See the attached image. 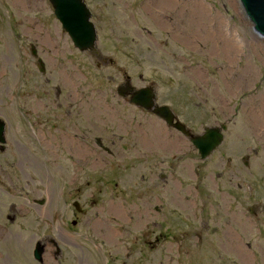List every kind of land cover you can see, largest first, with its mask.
<instances>
[{"label": "rangeland", "instance_id": "rangeland-1", "mask_svg": "<svg viewBox=\"0 0 264 264\" xmlns=\"http://www.w3.org/2000/svg\"><path fill=\"white\" fill-rule=\"evenodd\" d=\"M103 2L114 18L96 26L103 56L98 60L73 48L47 0L28 5L0 0V119L5 122L0 167L6 186L21 181L10 175L15 171L24 181L30 177L34 189L28 199L0 191V264H34L31 251L43 235L63 248L61 213L68 221L72 208L63 206L58 188L74 163L63 141L73 142L71 137L89 148L96 165L89 158L90 164H81L85 180L93 184L100 176L97 188L104 191L99 199L105 206H92L88 191L72 198L88 211L80 229L69 234L88 262L102 259L101 250L110 264H264V39L238 0ZM224 38L234 39L232 55ZM71 72L73 85L63 82ZM125 78L136 89L152 84L193 100L198 107L186 123L226 126L222 144L200 160L177 135L179 145L173 137L167 138L170 147L159 139L155 143L156 133L167 137L164 124L115 96ZM96 138L113 154L96 147ZM142 186L146 207L132 200L122 215L115 197L119 219L110 222V192L123 187L127 199L129 187L133 199ZM45 194L49 200L43 207L33 204ZM13 210L17 219L11 224L4 217ZM160 225L168 239L156 240ZM183 233L179 244L175 238ZM233 243L235 249L229 247Z\"/></svg>", "mask_w": 264, "mask_h": 264}, {"label": "flooded vegetation", "instance_id": "flooded-vegetation-1", "mask_svg": "<svg viewBox=\"0 0 264 264\" xmlns=\"http://www.w3.org/2000/svg\"><path fill=\"white\" fill-rule=\"evenodd\" d=\"M81 1L85 5L86 9L88 10V12L90 14V22L93 24L95 30H96V26L100 23H105L107 18H114V14L110 12L108 4L104 3L103 0H81ZM94 7H97V9H94ZM110 24H113V22H111ZM96 35H97V31H96ZM97 41H98V36H97ZM97 41H96V44H97ZM95 47L96 48L94 51H85V52H79L78 51V52L79 53H87L88 55H90V56H92L98 60H101L103 58V56L101 55L97 45ZM108 61H109V58H108ZM169 79H171V78H169ZM124 80H125V82L126 81L130 82V80L128 78H125ZM170 86H171V84H170ZM138 89H141V90L142 89H149L154 96V103L158 107H164V106L168 107L174 116V122L177 123L179 126L182 125L181 127H183V131H179L177 129H174L173 127L169 128L164 124V121H162L160 118L155 116L150 111H147L146 109H143V108H137V107L131 105L129 102V97L119 99V100L122 103L126 104L127 107H133L135 110H138L141 114L144 115V117L147 116L148 118L156 119L157 121L164 124L163 126L165 128V132L167 133L166 134L167 138L170 139L171 137H173L175 140L174 144L179 145L180 141L178 142V140H179L177 138V136H178L180 139L183 140V142L185 144L188 145V149L193 153L197 154V151L194 148L192 141H191L194 137L202 136L205 133V129L208 127H220L221 129L224 127V125H219V124H215L213 126L203 125V126H198V127H193L191 125H188L186 123V121L189 119V115H191L192 113H195L196 110L194 107H198V106L193 104L192 103L193 100H191L189 98H177V95H178L177 90L167 88L165 92H162L161 89L159 90L156 86H153L152 84H147V85L144 84ZM180 92H183V89H181ZM171 132H172V134H170ZM173 135H175V136H173ZM81 138H83V137H81ZM71 140L73 142H71L69 140V138L66 141L64 140L65 145L70 146V147L65 146L64 148L69 152L70 155H72V158L74 159V163H72V165L70 167L72 169H69L70 172L64 176L65 179H63L61 184H60L61 188H58L59 197L64 199L63 206H66V207L69 206L73 210V211L71 210V216L69 217L68 221H66L65 214L61 213V219L62 220L64 219V224H65L60 228L61 234L63 235V237L60 238V242L62 243L63 248H61V249L58 248L57 244L53 243L52 241L49 240L48 237L43 235L42 238L40 240L37 239L33 245V248H34V246L39 241L41 242L40 244H38V248H39V250H41L40 261L35 262L34 264H102L103 262H105V264H110V258H108L109 254H107L105 256V254L102 253L101 250H100V258L102 257V259H99L98 262H93V261L88 262L89 260L87 261V259H84V254L82 253V249L80 247H78V245H76V247L73 248L74 245L72 244L71 238L69 237L70 233H73L77 229H80V226L82 225V222H83L81 220V218L83 216H86L88 213L87 210H85L84 208H81V206L79 204V200L72 199L74 196H75V198H78V195H77L78 193L83 194V192L88 191V194H86V196H87V198H89V201L91 202L92 206H94V204H97L98 202H100V204L102 206H105V204H104L105 201L103 199H99L102 196V193L104 191L99 190L97 188L98 182L100 180V178H99L100 176L99 177L97 176L96 181L93 184H90V183H88L87 180H85L84 175L81 173V171H82L81 164L82 163H85V164L91 163V166H96L95 163L92 162V159H91L92 154L88 151L89 148L88 147L83 148L80 142L78 143L79 145H77L76 142L78 140L74 137H71ZM169 142H170V140L168 141V143ZM94 143H95L96 147L101 149L102 152L109 154V155L113 154L108 149H106L105 147L102 146V144L100 143V140L98 138L95 139ZM73 144H75V146H72ZM171 145H172V143H169V146H171ZM175 145L173 148H175ZM77 146H79L83 150H85V152L89 155V157H87V158H89L90 161L87 160V158L79 157V158H82L85 160V162H79L80 159L77 158V154H76ZM4 150H5V147L0 146V152H3ZM96 155H98V154L96 153ZM87 161H89L90 163H87ZM28 166H29L28 170H32L31 169L32 165L30 164ZM4 171L5 170L2 167H0V191L1 192H3L4 194H6L10 197H14L17 199H19V198L20 199H23V198L28 199L29 195L33 194L34 189L30 188V184H31L30 177H29V179L27 178V181H24V179L22 177H18V175L14 171L13 173H10V175L13 177L14 180H16V176H17V180H21V181H17L18 184H13L12 182H8L9 183L8 185H10V186H6V184L4 182V177H6L7 175L4 173ZM103 175H106V174H103ZM109 175H110V177H112V174H109ZM92 179L93 178L91 177V180ZM29 181H30V183H29ZM108 182H109V186L111 184H113L110 180ZM129 185L130 184H128V186ZM4 186H6V187L4 188ZM113 186L117 187V184H113ZM44 190H45V192H47L46 187H44ZM95 191H96V194H94ZM132 191H133L132 188L128 187V189L126 190V192L128 194L127 199L124 198L123 187L121 188V190H118L117 193H115L114 191L110 192L111 197L109 200H111V201L107 205L108 207L106 210V214L107 213L112 214V216H108V218H109L108 220L110 222H112L111 219L119 217L118 215H115V208L112 204V200L115 197L120 198L119 202H122V204H121V207L123 208L122 215L124 214V212L126 210V206L131 205L132 200H133V205H135L134 203H136L138 201L136 203V205H138L141 209L146 207L144 205V204H146V189H145V187L142 186L141 190H138V193L136 196L137 198L132 199V197H130V194ZM47 197H48V195L46 196V194H45L44 199H42V198H40L38 200L32 199L33 204L38 206L39 208H41L45 205V202L47 201ZM68 197H69V199H67ZM158 197L159 196L156 195V197H155L156 200L158 199ZM70 199H71V202L68 203V200L70 201ZM48 200H49V197H48ZM109 200H107V202ZM141 209H138L137 212H143ZM256 210L253 208V211H250L252 216H256V217L258 216V212H256ZM144 211H146V210H144ZM157 211H158V209H157ZM262 212H264V210ZM127 213H129L128 209H127L125 214H127ZM140 216H143V213H141L139 215V218H140ZM44 217H45V215H43L41 217V219H45ZM4 218L6 220H8L9 223L12 224L17 219V212L13 210L11 215L7 214ZM126 218H129V215H127ZM42 225L44 226L43 229L47 230L48 227L43 221H42ZM160 227H161V229L157 233L158 235L156 238V240H158V241H160L166 237L163 234L162 225H160ZM108 228H109V225H107L106 229H108ZM185 234L186 233H183V234L178 235V236L176 235L177 238H175V239L179 240V242H180L179 244H181V243L183 244V242L185 241V238H184ZM176 236H174V237H176ZM196 238L198 241L197 235H196ZM101 239L104 240V236H101ZM49 243L51 244V247L49 249H47V246L49 245ZM70 246L74 249V251H70ZM145 246L146 245L144 244L143 247L145 248ZM78 248H80V249H78ZM111 262H114V260H111ZM190 262H192V261H190ZM120 264H124V261L120 260Z\"/></svg>", "mask_w": 264, "mask_h": 264}, {"label": "water", "instance_id": "water-1", "mask_svg": "<svg viewBox=\"0 0 264 264\" xmlns=\"http://www.w3.org/2000/svg\"><path fill=\"white\" fill-rule=\"evenodd\" d=\"M51 4L56 19L61 24L71 39L72 44L80 51L94 50L96 35L93 25L90 23V14L81 0H48ZM246 17L253 26V30L264 38V0H238ZM31 55L36 56L33 48ZM37 69L40 73L44 72L42 62L38 59ZM117 94L121 97L130 95V102L138 107L150 110L156 116L163 119L166 124L183 131V127L177 123L173 124V115L166 107L154 105V96L149 89L133 91L126 84L117 88ZM224 130V127L222 128ZM4 123L0 121V143H4L3 138ZM192 144L197 149L201 160L206 159L216 150L223 141V135L219 128H206L202 136H196ZM246 159V158H245ZM246 165V163H244ZM35 258H39L40 250L34 252Z\"/></svg>", "mask_w": 264, "mask_h": 264}, {"label": "bare ground", "instance_id": "bare-ground-1", "mask_svg": "<svg viewBox=\"0 0 264 264\" xmlns=\"http://www.w3.org/2000/svg\"><path fill=\"white\" fill-rule=\"evenodd\" d=\"M21 2H22V4H24V5H28V2H29V0H21ZM195 13V12H194ZM194 16H197V17H199V13H198V10H197V13H195L194 14ZM251 24V23H250ZM225 35H223V34H221L219 37H224ZM227 36V35H226ZM263 39V38H262ZM223 41H225L226 42V47H227V49H226V53L227 54H229V55H232L233 53H234V47L232 46L233 44H232V42H234V39H231L230 41L228 40V39H223ZM44 43H46V42H44ZM69 79H64L63 80V82L64 83H69V85H73L74 83V80L76 79V75H75V73H73V72H71V74L69 75V76H67ZM158 139H159V142H166V143H168V139H167V137L164 135V136H162V135H160V134H155V143L158 141ZM64 141V140H63ZM65 142V141H64ZM77 145H79L78 143H77ZM168 145H169V143H168ZM142 146H147V143H146V140H142ZM170 147V146H169ZM76 154H77V158H79V157H82V158H87V157H89V155L85 152V150H83L81 147H79V146H77V148H76ZM236 245H237V243H233V244H230L229 245V247L230 248H232V249H235L236 248ZM240 251V250H239ZM242 252H244V250L242 249L241 250V253ZM245 260L246 261H248V257L246 258L245 257Z\"/></svg>", "mask_w": 264, "mask_h": 264}]
</instances>
